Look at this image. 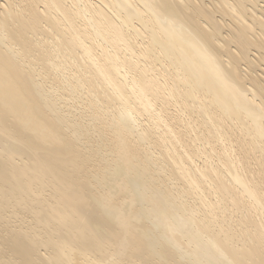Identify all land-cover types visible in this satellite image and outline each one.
<instances>
[{"label": "bare ground", "instance_id": "obj_1", "mask_svg": "<svg viewBox=\"0 0 264 264\" xmlns=\"http://www.w3.org/2000/svg\"><path fill=\"white\" fill-rule=\"evenodd\" d=\"M0 264H264V0H0Z\"/></svg>", "mask_w": 264, "mask_h": 264}]
</instances>
